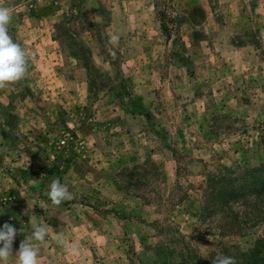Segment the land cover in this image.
<instances>
[{
  "label": "rangeland",
  "instance_id": "1",
  "mask_svg": "<svg viewBox=\"0 0 264 264\" xmlns=\"http://www.w3.org/2000/svg\"><path fill=\"white\" fill-rule=\"evenodd\" d=\"M0 6L29 60L0 89L13 250L35 215L49 226L38 264H248L264 239V193L251 191L264 182L252 180L264 168V0ZM54 178L72 194L59 206Z\"/></svg>",
  "mask_w": 264,
  "mask_h": 264
},
{
  "label": "clouds",
  "instance_id": "2",
  "mask_svg": "<svg viewBox=\"0 0 264 264\" xmlns=\"http://www.w3.org/2000/svg\"><path fill=\"white\" fill-rule=\"evenodd\" d=\"M12 18V11L8 7L0 6V89L16 83L26 76L29 67V60L26 51L20 44L14 42L9 34V24ZM118 38L113 36L112 41ZM52 205L59 206L63 201L71 199L72 194L66 185H63L59 178L52 179L47 193ZM32 232L21 240L18 250H13V243L22 229H16L9 223L0 227V264H9L10 259L15 258L16 264H38L40 247L46 244L49 226L43 218L32 216ZM54 239L64 244L63 234H56ZM68 251L75 253L73 246ZM212 264H236L233 257L218 255Z\"/></svg>",
  "mask_w": 264,
  "mask_h": 264
},
{
  "label": "trees",
  "instance_id": "3",
  "mask_svg": "<svg viewBox=\"0 0 264 264\" xmlns=\"http://www.w3.org/2000/svg\"><path fill=\"white\" fill-rule=\"evenodd\" d=\"M261 177L264 178V168L255 170V173L252 177V180L256 181ZM233 179L234 178H228V179L223 181V184L225 182H228L229 187L231 188V187L235 186V184H233L235 182V180H233ZM251 191L254 192V194L264 193V182H262V184L260 185V188L253 187V189ZM263 250H264V239L259 240V242L256 246V249L251 250L249 252V257L247 259L248 264H264V257H261L259 255V254L263 253ZM191 260H193V259H191ZM196 262H198V261L195 260L193 264H197Z\"/></svg>",
  "mask_w": 264,
  "mask_h": 264
}]
</instances>
